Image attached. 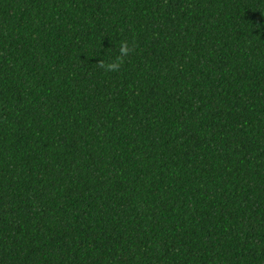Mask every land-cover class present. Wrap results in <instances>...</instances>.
I'll return each mask as SVG.
<instances>
[{
	"label": "trees",
	"instance_id": "1",
	"mask_svg": "<svg viewBox=\"0 0 264 264\" xmlns=\"http://www.w3.org/2000/svg\"><path fill=\"white\" fill-rule=\"evenodd\" d=\"M0 264H264V0H0Z\"/></svg>",
	"mask_w": 264,
	"mask_h": 264
}]
</instances>
